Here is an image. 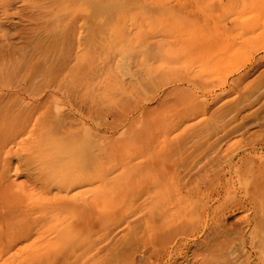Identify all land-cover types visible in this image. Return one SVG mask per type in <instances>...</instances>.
Instances as JSON below:
<instances>
[{"label": "rangeland", "instance_id": "374dc122", "mask_svg": "<svg viewBox=\"0 0 264 264\" xmlns=\"http://www.w3.org/2000/svg\"><path fill=\"white\" fill-rule=\"evenodd\" d=\"M262 240L264 0H0V264Z\"/></svg>", "mask_w": 264, "mask_h": 264}, {"label": "bare ground", "instance_id": "6f19581e", "mask_svg": "<svg viewBox=\"0 0 264 264\" xmlns=\"http://www.w3.org/2000/svg\"><path fill=\"white\" fill-rule=\"evenodd\" d=\"M199 45H200V44H199ZM200 46H201V45H200ZM200 46H199V47H200ZM2 85H4V84H2ZM10 163H11V162H10ZM11 167H12V166H11ZM18 167H19V166H18ZM18 167H16V170H17ZM14 168H15V167H14ZM10 169H11V168H10ZM10 169H9V167H7V171H9ZM16 170H15V171H16ZM6 173H7V172H6ZM7 174H8V173H7ZM43 178H44L45 180H48V179H47V176H46V177H43ZM45 184H46V182H45ZM50 184H52V183H50ZM58 184H59V183H58ZM60 184H61V183H60ZM60 184H59V185H60ZM71 184H72V183H71ZM56 186H57V185H56ZM60 187H62V186L60 185ZM58 189H59V188H58ZM27 234H28V233H27ZM24 236H25V235H24ZM15 237H16V235H15ZM15 237H13V238H15ZM13 238H12V239H13ZM16 238H17V237H16ZM13 240H14V239H13ZM16 240H17V239H16ZM260 241H261V240H260ZM262 241H263V240H262ZM263 242H264V241H263ZM12 245H13V244H12ZM258 246H262V247H260V248H263V245H258ZM263 250H264V248H263ZM263 250H262V252H263ZM247 253H248V252H247ZM249 255H250V254H249ZM243 257H244V256H243ZM232 258H233V257L231 256V258H229V260H230V259H231V261L234 260V259H232ZM229 260H228V261H229ZM239 260H240V259H239ZM245 261H247V260L245 259ZM233 263H234V261H233ZM241 263H242V262H241ZM248 263H249V262H248ZM248 263H247V264H248Z\"/></svg>", "mask_w": 264, "mask_h": 264}]
</instances>
